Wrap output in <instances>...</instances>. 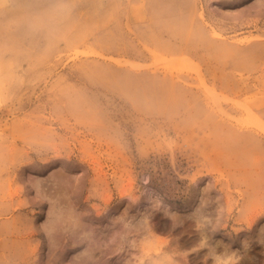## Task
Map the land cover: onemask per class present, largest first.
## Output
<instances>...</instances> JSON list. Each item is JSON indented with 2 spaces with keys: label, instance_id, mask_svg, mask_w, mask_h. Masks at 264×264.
<instances>
[{
  "label": "rangeland",
  "instance_id": "obj_1",
  "mask_svg": "<svg viewBox=\"0 0 264 264\" xmlns=\"http://www.w3.org/2000/svg\"><path fill=\"white\" fill-rule=\"evenodd\" d=\"M0 264H264V0H0Z\"/></svg>",
  "mask_w": 264,
  "mask_h": 264
}]
</instances>
